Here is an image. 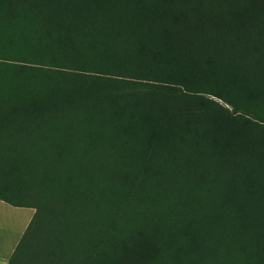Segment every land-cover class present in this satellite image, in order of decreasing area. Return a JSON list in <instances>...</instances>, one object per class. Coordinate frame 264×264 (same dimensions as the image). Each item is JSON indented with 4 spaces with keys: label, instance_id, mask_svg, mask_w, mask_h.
<instances>
[{
    "label": "trees",
    "instance_id": "trees-1",
    "mask_svg": "<svg viewBox=\"0 0 264 264\" xmlns=\"http://www.w3.org/2000/svg\"><path fill=\"white\" fill-rule=\"evenodd\" d=\"M7 264H264V0H0Z\"/></svg>",
    "mask_w": 264,
    "mask_h": 264
},
{
    "label": "crops",
    "instance_id": "crops-1",
    "mask_svg": "<svg viewBox=\"0 0 264 264\" xmlns=\"http://www.w3.org/2000/svg\"><path fill=\"white\" fill-rule=\"evenodd\" d=\"M29 210L31 211L32 209ZM23 211L24 210L21 208L19 209V207L12 208L6 203L0 201V264H7L11 254L13 253L19 239L21 238L33 215V210L28 217L26 216V222L23 224L22 228L19 231L15 230V228H10V230L8 231L9 226L7 227V225L6 230H3V215L5 214V217H7V213L12 212L17 216H21L23 219Z\"/></svg>",
    "mask_w": 264,
    "mask_h": 264
},
{
    "label": "rangeland",
    "instance_id": "rangeland-1",
    "mask_svg": "<svg viewBox=\"0 0 264 264\" xmlns=\"http://www.w3.org/2000/svg\"><path fill=\"white\" fill-rule=\"evenodd\" d=\"M8 205V204H7ZM10 206V205H9ZM12 207V206H11ZM13 208V207H12ZM20 209V208H19ZM23 209V219L21 216H17L12 212L7 213V217H5V214L3 215V230H6V225L7 227L9 226L8 231L10 228H15V230L19 231L23 224L26 222V216L28 217L31 214V211L28 208H21ZM30 211V212H29ZM33 212V211H32Z\"/></svg>",
    "mask_w": 264,
    "mask_h": 264
}]
</instances>
